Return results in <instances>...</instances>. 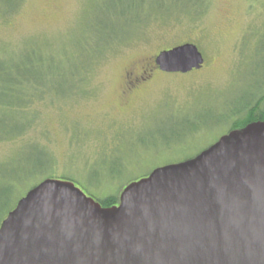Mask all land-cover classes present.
I'll return each instance as SVG.
<instances>
[{
    "label": "rangeland",
    "instance_id": "374dc122",
    "mask_svg": "<svg viewBox=\"0 0 264 264\" xmlns=\"http://www.w3.org/2000/svg\"><path fill=\"white\" fill-rule=\"evenodd\" d=\"M122 41L74 79L90 50ZM187 42L202 69H158ZM34 57L59 74L22 110L0 106V225L44 179L120 195L227 134L264 92V0H0V67Z\"/></svg>",
    "mask_w": 264,
    "mask_h": 264
},
{
    "label": "water",
    "instance_id": "95a60500",
    "mask_svg": "<svg viewBox=\"0 0 264 264\" xmlns=\"http://www.w3.org/2000/svg\"><path fill=\"white\" fill-rule=\"evenodd\" d=\"M154 63L186 74L205 56L187 42ZM0 264H264V121L130 182L113 207L42 180L1 223Z\"/></svg>",
    "mask_w": 264,
    "mask_h": 264
},
{
    "label": "trees",
    "instance_id": "16d2710c",
    "mask_svg": "<svg viewBox=\"0 0 264 264\" xmlns=\"http://www.w3.org/2000/svg\"><path fill=\"white\" fill-rule=\"evenodd\" d=\"M121 45H123V41L117 42L113 45L112 43L104 44L103 49L100 50H90L89 52L91 55L88 57V64L81 62L77 65L78 67L82 68L73 72L72 76L74 79L78 83H86L88 80V73L92 71L94 65L104 58L112 48ZM46 64L49 65L48 59L34 57L33 59L27 58L26 60L20 61L18 64L12 63L6 67H0V96H7L11 98V101L6 102H3L2 99H0V106L16 107L22 110L25 105L32 102L38 92L39 97H44L45 90H50L48 87L52 85L55 75L59 74L56 70L46 68L44 66ZM26 87H30L31 91L27 92ZM263 101L264 92L255 102L249 104L247 111L243 115L237 116V118L233 121V126L230 129H240L251 122L264 121V109L262 107ZM60 180L70 179L61 178ZM97 200L104 207H113L119 204L120 195L110 194L104 198H98Z\"/></svg>",
    "mask_w": 264,
    "mask_h": 264
},
{
    "label": "flooded vegetation",
    "instance_id": "af4514ba",
    "mask_svg": "<svg viewBox=\"0 0 264 264\" xmlns=\"http://www.w3.org/2000/svg\"><path fill=\"white\" fill-rule=\"evenodd\" d=\"M129 88H131L130 86H129ZM230 132V131H229ZM229 132H227V133H229ZM225 135V134H224ZM223 136V135H222ZM212 145V144H211Z\"/></svg>",
    "mask_w": 264,
    "mask_h": 264
}]
</instances>
